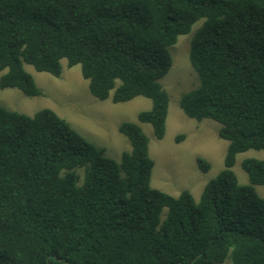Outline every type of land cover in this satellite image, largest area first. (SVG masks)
Segmentation results:
<instances>
[{
  "label": "trees",
  "instance_id": "trees-1",
  "mask_svg": "<svg viewBox=\"0 0 264 264\" xmlns=\"http://www.w3.org/2000/svg\"><path fill=\"white\" fill-rule=\"evenodd\" d=\"M201 21L190 44L199 84L180 107L220 124L229 147L200 201L151 186L136 123L119 127L131 151L117 162L53 110L0 107V264H264V161H243L250 185L233 172L237 155L264 151V0H0V89L41 96L25 66L59 78L66 60L100 101L151 100L138 120L162 140L169 48Z\"/></svg>",
  "mask_w": 264,
  "mask_h": 264
},
{
  "label": "rangeland",
  "instance_id": "rangeland-1",
  "mask_svg": "<svg viewBox=\"0 0 264 264\" xmlns=\"http://www.w3.org/2000/svg\"><path fill=\"white\" fill-rule=\"evenodd\" d=\"M202 23H197L189 35L180 36L177 44L169 48L173 65L160 81L169 96L166 134L162 140L155 137L151 125L138 120L141 112L152 108L151 100L138 97L119 104L113 103L111 98L100 101L90 93L89 82L83 78L81 66L69 68L66 60L62 61L63 71L59 78L39 73L26 65V71L33 76L42 95L27 97L18 89H0V107L28 116L44 109L53 110L87 141L104 149L105 155L117 162H121L125 152L131 151L129 140L119 132V127L125 122L136 123L149 139V155L155 163L151 186L173 197L188 191L199 202L205 187L225 169L229 147V142L219 137L220 124L209 119H191L180 107L181 98L199 84L198 75L190 62V44ZM4 73H0V78ZM180 136L185 138L177 142ZM198 158L211 165L208 172L199 170ZM246 159L264 161V151L250 150L237 155L233 172L241 186L250 185L249 177L242 168ZM79 175L82 178L81 170ZM256 190L264 198V186H257ZM166 214L167 210L163 217ZM224 264H231V260Z\"/></svg>",
  "mask_w": 264,
  "mask_h": 264
}]
</instances>
